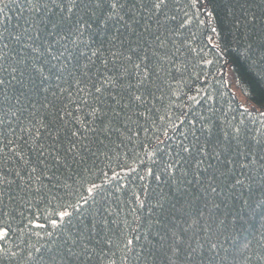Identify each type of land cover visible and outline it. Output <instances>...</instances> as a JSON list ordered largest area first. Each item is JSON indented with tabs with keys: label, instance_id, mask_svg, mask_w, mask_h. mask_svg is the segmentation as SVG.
Segmentation results:
<instances>
[{
	"label": "trees",
	"instance_id": "1",
	"mask_svg": "<svg viewBox=\"0 0 264 264\" xmlns=\"http://www.w3.org/2000/svg\"><path fill=\"white\" fill-rule=\"evenodd\" d=\"M46 2L0 12V264L69 236L74 264H169L177 240L175 264H264V0H122L107 25ZM29 44L64 54L41 75Z\"/></svg>",
	"mask_w": 264,
	"mask_h": 264
},
{
	"label": "snow or ice",
	"instance_id": "2",
	"mask_svg": "<svg viewBox=\"0 0 264 264\" xmlns=\"http://www.w3.org/2000/svg\"><path fill=\"white\" fill-rule=\"evenodd\" d=\"M11 2H14V0H0V4L3 5V7H0V12H3L4 9L7 8L9 6V3ZM51 3L56 7H60L61 11H63L64 5L60 4L58 0H51ZM28 4L36 10H40L41 8L47 9L49 6L46 0H44V2H42V0H28ZM81 4L83 5L84 14L88 15L90 19H100V14L102 13L103 19L100 20V22L104 25H107L108 22L112 20L114 17H119V19L123 20L124 17L120 15V12L126 6H128L126 2H122V0H67L68 12L72 13L73 9L80 7ZM137 5H139L141 8H146L150 13L159 15L162 12H164V9L168 5V0H135V3L131 4L130 6V10L134 9ZM209 15H212V13H209ZM85 23L89 28L91 27L90 23H88L87 21H85ZM181 26H183V24ZM75 30L79 32L81 36H83V31H81L78 25ZM211 31L213 33H216L217 32L216 27H212ZM2 36L3 34L0 33V37ZM29 38L32 39L31 37ZM40 38L41 37L38 33L36 39H40ZM157 39H159V37H157ZM209 43H211V38H209ZM4 47H7V44H5ZM26 47L32 48V52L35 54L33 59L37 61V63H34L32 65L33 71L38 72L41 75H43V66L38 63L41 57L47 55L54 60H59L60 56L64 54L63 52H61L59 53V55H57L52 45H49L48 47L44 48L43 51H41L39 47L33 48L31 44L26 45ZM129 59H131V57H129ZM53 67H55V65H53ZM137 67H139V65H137ZM2 83H4V81L0 80V84ZM97 91H99V89H97ZM136 99H139V97H136ZM239 131H240L239 128L235 129L237 135L239 134ZM225 139H227V136H225ZM197 140H199V137H197ZM206 148L207 145H205L200 149L201 153L204 155L208 154ZM223 150L225 153H227L230 150L229 146L223 145ZM182 151L191 154L192 148L189 145H185ZM215 156L217 159H219L220 152L216 151ZM177 163H179V161H177ZM233 163L234 161L231 159V157H228L222 161V164L226 166H230ZM251 163L254 164L255 161L253 160ZM240 166L248 167L249 165L241 164ZM261 167L264 168V164H261ZM32 171L34 172L35 168H33ZM217 171L219 172V175L226 176L228 173L232 171V169L231 167H225L223 171H220L219 169ZM17 175H19V173H17ZM247 179L252 180V177L248 176ZM236 185H244V180L238 177L235 178V181L231 185V187L235 188ZM249 187H251V185H249ZM211 191L216 192L217 189L215 187H212ZM261 196L264 197V188L261 189ZM260 204L264 206V199H261ZM67 215L69 214L63 213L61 215V219H63ZM52 223L54 226H56L55 221H53ZM7 235H8V229L0 228V239L6 238ZM49 235H51V233H49ZM69 239H71L70 245H68V240H65L64 242L65 245H68L67 247H64L63 245H59V246L49 247L47 249V264H74V259L79 258L81 255L86 253L87 251L86 248L77 251L73 247V245L76 244L78 238L74 239L71 236H69ZM131 243H132L131 241H128V244ZM179 243H180L179 240H177L176 244L171 246V256H169L168 258L169 264H175V261H173L172 257H178V254L180 252V248L178 247ZM213 247L215 248L216 245H213ZM36 251L39 252L40 249H36ZM196 253H197V249L195 248L191 249V252L188 253L186 260L182 262V264H197ZM41 258L43 259L44 257Z\"/></svg>",
	"mask_w": 264,
	"mask_h": 264
},
{
	"label": "rangeland",
	"instance_id": "3",
	"mask_svg": "<svg viewBox=\"0 0 264 264\" xmlns=\"http://www.w3.org/2000/svg\"><path fill=\"white\" fill-rule=\"evenodd\" d=\"M232 87H233V90H234L235 92H237V88H236V86L232 84Z\"/></svg>",
	"mask_w": 264,
	"mask_h": 264
}]
</instances>
